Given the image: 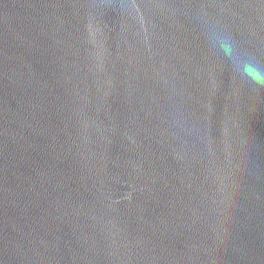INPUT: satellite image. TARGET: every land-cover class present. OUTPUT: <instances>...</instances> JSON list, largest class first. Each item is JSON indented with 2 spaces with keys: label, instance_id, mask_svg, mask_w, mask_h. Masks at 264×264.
<instances>
[{
  "label": "water",
  "instance_id": "water-1",
  "mask_svg": "<svg viewBox=\"0 0 264 264\" xmlns=\"http://www.w3.org/2000/svg\"><path fill=\"white\" fill-rule=\"evenodd\" d=\"M264 0H0V264H264Z\"/></svg>",
  "mask_w": 264,
  "mask_h": 264
},
{
  "label": "clouds",
  "instance_id": "clouds-1",
  "mask_svg": "<svg viewBox=\"0 0 264 264\" xmlns=\"http://www.w3.org/2000/svg\"><path fill=\"white\" fill-rule=\"evenodd\" d=\"M210 44L230 59L233 69L243 78L257 84H264V67L251 55L242 54L235 41L227 34L211 26L208 28Z\"/></svg>",
  "mask_w": 264,
  "mask_h": 264
}]
</instances>
